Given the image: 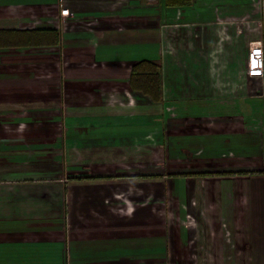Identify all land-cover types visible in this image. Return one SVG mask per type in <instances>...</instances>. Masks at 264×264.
Wrapping results in <instances>:
<instances>
[{
  "label": "crops",
  "instance_id": "0c3cea01",
  "mask_svg": "<svg viewBox=\"0 0 264 264\" xmlns=\"http://www.w3.org/2000/svg\"><path fill=\"white\" fill-rule=\"evenodd\" d=\"M199 1L0 0V27L62 32L0 51V264H264V77L247 74L264 11ZM243 15L229 40L222 23ZM141 59L160 60L161 103L123 87ZM163 116L153 138H177L178 171H239L151 166Z\"/></svg>",
  "mask_w": 264,
  "mask_h": 264
},
{
  "label": "trees",
  "instance_id": "16d2710c",
  "mask_svg": "<svg viewBox=\"0 0 264 264\" xmlns=\"http://www.w3.org/2000/svg\"><path fill=\"white\" fill-rule=\"evenodd\" d=\"M160 2L169 8H183L192 5L194 0H160ZM61 40L62 32L58 27L54 25L39 26L33 28L0 27V51L27 47L37 48L57 46L61 43ZM159 68L160 65L152 59H141L139 61L131 63L130 74L126 79V85H124L123 87L126 90L130 91L136 99L146 98L152 103H161V98H163V79L160 75ZM221 154L225 155V153ZM259 170L264 172V168H261ZM238 171L218 168L214 171L203 169L181 171L171 174L183 176L186 174H191V176H213L222 174L229 175ZM256 171L257 169L249 170L244 168L240 170V174H250ZM160 174L161 173L159 172L151 170L149 176H158Z\"/></svg>",
  "mask_w": 264,
  "mask_h": 264
},
{
  "label": "rangeland",
  "instance_id": "374dc122",
  "mask_svg": "<svg viewBox=\"0 0 264 264\" xmlns=\"http://www.w3.org/2000/svg\"><path fill=\"white\" fill-rule=\"evenodd\" d=\"M210 1L211 0H200L199 3L196 6L200 5V7H202V6L207 7V5L209 6V2ZM248 1H255V2H257L260 5L261 9L264 11V1L263 0H245V3L246 2L248 3ZM243 6L245 7V13H248L247 11H248V9H249L250 6H248V4L247 5L244 4ZM62 7L63 8L60 11L61 15L69 14V8L68 7H65L64 8V6H62ZM196 8H198V7H196ZM45 9H47V12H49L48 7H45ZM65 9L68 12H66ZM51 12L54 13V11H51ZM55 17L57 18V15H55ZM182 17H184L183 10H179L177 12V18L175 17V19L178 20L179 18L181 19ZM242 17H246V18L243 19ZM242 17L237 18L235 20H233V19L232 20H229L230 22H225L224 21L222 23V25H221V30L220 29L219 30L226 37H228V35H231L229 40H233V37H232L233 36V33H232L233 31L234 32H237V33H240L242 31V27H241L242 24H243V27H246V28L247 27H250L251 24L254 22V19H255V17H251L249 15H243ZM170 18L171 17L168 18V21H170ZM178 23L179 22H177V24ZM258 25H261V29L263 30V32H261V33L263 34L264 33V24H263V21L262 20L259 21L258 22ZM196 42H198V41H196ZM161 53H163V47H161ZM153 61H155L156 63H158L160 65L159 71H160V75H161V77L163 79V74H162L160 60L157 59V60H153ZM251 78H255V77H251ZM162 84H163V81H162ZM117 86H119V85H117ZM117 86H116L115 89H118ZM126 93L129 95V98L131 99V101H134L135 102V99H134L133 94L130 91H128V90H126ZM114 97L116 99L118 98L117 101H120L121 105L124 104L123 101H127V97H125L124 99H122L119 96V94L116 95V96H114ZM130 99H129V101H130ZM163 100H164V98H161V102H163ZM168 106L170 108H173V109H170L171 111H174V113L177 112V107L175 105H173V104L171 105L170 104ZM160 109L162 111H165L166 104H163L162 106H160ZM154 111H156V110H154ZM170 113H173V112H170ZM169 117L170 116H167V117L163 116V121L161 120L162 124L160 125V126H162V129L160 127H154L153 124L151 123L150 130L147 132V133H149V135H148V137H146V139H149L151 141V145L150 146L153 145L152 147L156 148L155 151H152L150 165L151 166L158 167V168H161V169H164L165 170L164 173H169V175H172L171 173H178V172H181L182 171V170L181 171H178V170H180L178 166H181V164H180L181 163V158H183V157L181 155L179 156V154L177 153V138L174 137V136H172V135H171V138L169 136H167L169 138L168 139H165V142L166 143H164V145H166V146H163V147L158 146V144H156L157 138H153V135L155 137V134H159L161 130H162V132H164V129L166 128V127L164 128V126H165V123L167 121V118H169ZM196 153H197V156L200 155V154H203L204 153L203 147H202L201 150H198ZM229 155L232 156V155H234V153L233 152H229ZM181 169H183V168H181ZM188 171H193V170H188ZM186 175H188V176L190 175L191 176V174H186ZM173 176H177V175H174L173 174ZM64 181H67V179L64 180ZM188 219H189V217L187 218V220L184 221V223H188ZM166 223H167V219H166Z\"/></svg>",
  "mask_w": 264,
  "mask_h": 264
},
{
  "label": "built area",
  "instance_id": "2783aa9c",
  "mask_svg": "<svg viewBox=\"0 0 264 264\" xmlns=\"http://www.w3.org/2000/svg\"><path fill=\"white\" fill-rule=\"evenodd\" d=\"M66 12L68 11L66 10ZM247 74L250 77H257V78L264 77V41L263 39H257V40L250 42V47H249V52H248V57H247Z\"/></svg>",
  "mask_w": 264,
  "mask_h": 264
}]
</instances>
